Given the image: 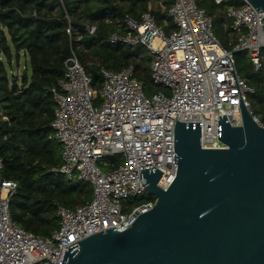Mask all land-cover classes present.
<instances>
[{
  "label": "built area",
  "instance_id": "built-area-1",
  "mask_svg": "<svg viewBox=\"0 0 264 264\" xmlns=\"http://www.w3.org/2000/svg\"><path fill=\"white\" fill-rule=\"evenodd\" d=\"M242 1L226 12L236 40L233 51L222 47L195 0H173L168 18L175 29L169 34L149 10L139 20L116 19L122 32L112 33L108 42L143 45L152 57L151 78L163 91L150 98L132 66L117 72L102 69L95 89L71 54L63 79L50 91L55 106L51 129L61 146V164L52 172L89 184L92 199L75 209L57 206L59 229L43 239L12 220L9 205L17 184L1 182L0 264H62L69 246L114 227L119 233L127 230L155 205L153 198L130 208L128 201L146 195L140 170L159 171L157 187L162 190L175 178L176 121L200 123L202 149L225 148L218 140L219 116L225 115L231 127L241 126L239 97L251 114L247 96L253 91L238 76L234 53L246 52L255 71L264 65V14ZM85 32L92 35L95 27ZM252 117L262 127L260 118Z\"/></svg>",
  "mask_w": 264,
  "mask_h": 264
},
{
  "label": "trees",
  "instance_id": "trees-1",
  "mask_svg": "<svg viewBox=\"0 0 264 264\" xmlns=\"http://www.w3.org/2000/svg\"><path fill=\"white\" fill-rule=\"evenodd\" d=\"M152 0H0V184H17L10 200V217L24 231L48 239L59 229L57 206L75 209L89 203V184L67 180L52 170L61 164V146L53 138L55 106L51 90L65 74L64 63L72 53L99 89L100 71H120L132 66L134 78L146 97L162 92L151 78L152 57L143 45L111 44L108 37L121 33L116 19L139 20ZM212 21V31L227 51L236 45L229 8L242 0H195ZM173 0H161L150 10L166 34L175 27L168 11ZM107 21H109L107 23ZM165 21V25H164ZM86 27H95L88 35ZM70 30V35L67 30ZM26 59L20 82L12 75V63ZM236 72L253 91L247 96L251 115L264 127V65L255 71L246 52L234 53ZM153 200L149 195L128 201L130 208Z\"/></svg>",
  "mask_w": 264,
  "mask_h": 264
},
{
  "label": "water",
  "instance_id": "water-1",
  "mask_svg": "<svg viewBox=\"0 0 264 264\" xmlns=\"http://www.w3.org/2000/svg\"><path fill=\"white\" fill-rule=\"evenodd\" d=\"M245 1L264 14V0ZM239 107L241 126L217 121L224 149H202L200 123L176 121L167 190L157 187L159 171L140 170L155 205L122 233L114 227L69 246L62 264H264V127L241 97Z\"/></svg>",
  "mask_w": 264,
  "mask_h": 264
},
{
  "label": "rangeland",
  "instance_id": "rangeland-1",
  "mask_svg": "<svg viewBox=\"0 0 264 264\" xmlns=\"http://www.w3.org/2000/svg\"><path fill=\"white\" fill-rule=\"evenodd\" d=\"M21 63L18 64V66L15 65V63H12V67H11V71H12V75H14V77H16L18 79V81L20 82V79L22 77V72L25 68L28 69L27 73L30 74V70H29V66H24V63L22 62V60L20 61Z\"/></svg>",
  "mask_w": 264,
  "mask_h": 264
},
{
  "label": "crops",
  "instance_id": "crops-1",
  "mask_svg": "<svg viewBox=\"0 0 264 264\" xmlns=\"http://www.w3.org/2000/svg\"><path fill=\"white\" fill-rule=\"evenodd\" d=\"M156 5H158V6H160L162 9H163V6L161 5V0H152V1H150V3H149V6H148V10L150 11L151 9H154L155 8V6ZM166 23H165V21H164V25H165ZM22 60V62L24 63V66L26 67V59L22 56L21 57V59H20V61ZM19 61V64L21 63Z\"/></svg>",
  "mask_w": 264,
  "mask_h": 264
}]
</instances>
